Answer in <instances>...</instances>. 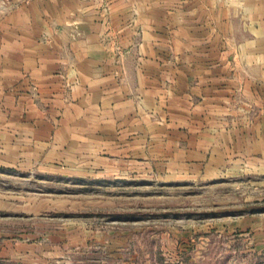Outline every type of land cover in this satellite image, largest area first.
<instances>
[{"label":"crops","instance_id":"0c3cea01","mask_svg":"<svg viewBox=\"0 0 264 264\" xmlns=\"http://www.w3.org/2000/svg\"><path fill=\"white\" fill-rule=\"evenodd\" d=\"M9 1L0 6L1 149L21 134L55 153L92 111L98 127L103 117L142 121L130 140L178 133L207 151L242 143L264 154V0ZM183 124L214 129L194 137L199 129Z\"/></svg>","mask_w":264,"mask_h":264},{"label":"rangeland","instance_id":"374dc122","mask_svg":"<svg viewBox=\"0 0 264 264\" xmlns=\"http://www.w3.org/2000/svg\"><path fill=\"white\" fill-rule=\"evenodd\" d=\"M88 114L55 153L21 134L0 148V264H264V154L178 133L130 140L142 121Z\"/></svg>","mask_w":264,"mask_h":264}]
</instances>
